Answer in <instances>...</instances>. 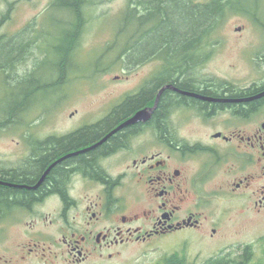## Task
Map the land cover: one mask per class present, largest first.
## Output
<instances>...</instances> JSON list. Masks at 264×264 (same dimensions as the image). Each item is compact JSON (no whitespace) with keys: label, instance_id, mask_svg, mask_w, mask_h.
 <instances>
[{"label":"flooded vegetation","instance_id":"flooded-vegetation-1","mask_svg":"<svg viewBox=\"0 0 264 264\" xmlns=\"http://www.w3.org/2000/svg\"><path fill=\"white\" fill-rule=\"evenodd\" d=\"M260 9L245 10L250 24L262 30L258 49L251 46L246 54L252 65L248 83L204 76L201 63L210 39L199 37L186 49L168 47V69L154 70L99 117L75 122L66 134L32 135L15 164H0V264H13L4 240L13 223L32 218L27 225L33 228L37 216L57 228L67 264L86 263L118 246L178 237L186 248L194 240L209 241L214 250L229 258L239 253L241 263H250L247 253L254 246L231 242L225 230L235 212L244 220L264 218ZM176 58L179 66L190 59V68L177 66ZM162 74L168 79L160 82ZM48 202L56 204V213L40 215L39 207ZM41 238L32 235L18 245V262L44 259L48 249L53 253Z\"/></svg>","mask_w":264,"mask_h":264},{"label":"rangeland","instance_id":"rangeland-1","mask_svg":"<svg viewBox=\"0 0 264 264\" xmlns=\"http://www.w3.org/2000/svg\"><path fill=\"white\" fill-rule=\"evenodd\" d=\"M95 1L97 4L88 11L91 22L82 30L79 47L75 53H69L70 73L62 78L61 87L35 93L28 101L30 106L22 119L0 131V164L7 166L15 164L17 159L26 153V139L32 138V135L66 134L70 132L75 122L85 117H99L111 103L118 102L125 94L142 84L154 70L161 69V62L154 57L151 60L146 57L133 65H125L122 61L125 46L123 40L116 37V31L125 16L129 0ZM174 1L193 6L199 3L206 5L213 0ZM52 2L53 0H0V36L23 41L26 45V50L20 53L16 73L13 75H10V72L0 73V108H5L9 104L14 93L19 94L23 90L28 91L36 87V84L33 86L30 81L18 84L16 78L26 80L34 73L38 62L45 57L42 49L47 52V63L37 72V75L39 73L42 75L41 80L54 74L52 65L56 62L55 59L61 58L63 55L61 52L68 47L64 41L70 33L67 16L60 12L52 17L50 12ZM232 2L241 10H226L227 15L221 17L209 43L206 42L204 45L206 58L201 63V68L204 70V76L209 79L230 80L244 85L248 83L252 69L246 54L251 46L255 50L258 49V41L262 37L261 28H255L250 24L245 10L261 7V13L264 14V0ZM173 8L174 6L169 4L168 12ZM181 8L182 5L178 6V9L182 10ZM41 27L45 40H34L36 32L41 30ZM39 42L42 43L41 49L38 47ZM96 60L99 69L94 70ZM123 69L136 70L124 72ZM253 69L259 70V66L256 65ZM5 83L8 88L4 87ZM76 111L78 113L73 120L71 115ZM82 206L80 204L77 213L82 211ZM38 211L40 215L56 213L57 206L53 202H48L39 207ZM20 219L21 215L18 217V220ZM31 219L26 218L23 224L13 223L4 236L7 246L13 250V264H67L66 257L62 254L61 242L56 243L60 240L57 228L45 226L44 220L39 216L36 217L38 223L31 228L27 225ZM111 224L109 221L108 226ZM226 226L225 231L231 242L254 246V250L247 253L251 262L245 264H264V218L244 220L235 212L226 218ZM36 234L44 236L41 238V244H45L47 248L52 246L53 253L48 249L44 259L33 257L18 262L14 257L18 245ZM47 238H51V241ZM180 241L181 237H178L154 244L132 243L118 246L104 253L103 257L93 254L86 263L81 264H171L174 256H178L179 260L183 258L185 264H207L212 259H224L226 262L228 259H234V264H243L239 253L229 258V255H226L228 253L214 250L215 243L213 246L209 241L194 240L186 248ZM109 254H113L114 258L109 259ZM221 254L224 257H220ZM179 260L177 264H180Z\"/></svg>","mask_w":264,"mask_h":264},{"label":"trees","instance_id":"trees-1","mask_svg":"<svg viewBox=\"0 0 264 264\" xmlns=\"http://www.w3.org/2000/svg\"><path fill=\"white\" fill-rule=\"evenodd\" d=\"M232 1L213 0L206 5L199 3L191 6L185 2L174 0H129L125 16L116 31V37L118 40H123V46H125L122 61L125 65H133L151 55L161 62V69H168V47L173 50L190 48L199 37H203L205 43L208 42L216 31V25H219L221 17L227 15L226 10H240L235 7ZM96 4L95 0H53L50 8L52 17L60 12L67 16L70 33L64 41L68 47L61 52L63 54L61 58L55 59L56 62L52 65V69L55 71L52 76L41 80L42 75L40 73L37 75V72L47 63V52L42 49L45 57L38 62L34 73L26 80L16 78L18 84L30 81L33 86L36 84V87L28 91L23 90L19 94L14 93L9 104L5 108L3 107L4 109L0 108V131L5 127L17 124L22 119L23 114L29 109L28 101L34 97L35 93L59 87L62 78L69 75V53H75L78 49L82 30L91 22L88 11ZM169 4H172L174 8L168 12ZM180 5L183 6L182 10L178 9ZM42 27L36 32L34 40H45ZM121 36L123 38H120ZM41 45L42 43L39 42L40 49ZM23 50H26L23 41L19 42L14 38L5 39L4 36H0V73L15 74L18 60L21 57L20 53ZM193 50L187 51L190 59ZM180 57L181 54L178 58ZM190 59L188 64L179 66L180 60L176 58V65L180 68H190ZM97 62L96 60L94 70L99 69ZM60 79L61 82H59ZM157 79L163 82L168 79V76L162 74ZM4 87L8 88L7 85ZM178 260V256H174L170 263L177 264ZM179 261L180 264H185L183 258ZM223 261L226 260L212 259L207 264H223Z\"/></svg>","mask_w":264,"mask_h":264},{"label":"water","instance_id":"water-1","mask_svg":"<svg viewBox=\"0 0 264 264\" xmlns=\"http://www.w3.org/2000/svg\"><path fill=\"white\" fill-rule=\"evenodd\" d=\"M166 88H164L163 90H165ZM138 120V116H136L130 123H133V122H135V121H137Z\"/></svg>","mask_w":264,"mask_h":264}]
</instances>
